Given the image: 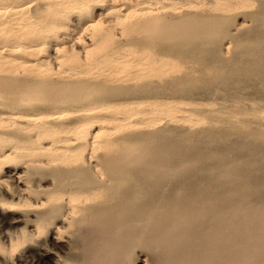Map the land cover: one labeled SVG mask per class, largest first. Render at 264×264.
<instances>
[{
	"label": "bare ground",
	"instance_id": "obj_1",
	"mask_svg": "<svg viewBox=\"0 0 264 264\" xmlns=\"http://www.w3.org/2000/svg\"><path fill=\"white\" fill-rule=\"evenodd\" d=\"M257 8L251 0H0V212L35 217L32 229L0 230V248L14 255L43 239L56 254L69 240L57 264H129L137 244L149 264H264V203L252 199L264 184L227 188L237 173L222 163L165 159L170 146L159 134L164 123L217 110V101L162 91L208 71L189 63L195 56L228 60L226 37L247 27L232 18ZM187 27L204 41L194 47L185 35L189 56L174 52L182 43L174 31Z\"/></svg>",
	"mask_w": 264,
	"mask_h": 264
},
{
	"label": "rangeland",
	"instance_id": "obj_2",
	"mask_svg": "<svg viewBox=\"0 0 264 264\" xmlns=\"http://www.w3.org/2000/svg\"><path fill=\"white\" fill-rule=\"evenodd\" d=\"M251 1L261 13L260 15H250L239 11L240 13L234 16L236 18H232L233 23L242 22L245 19L247 27L234 29L232 35L226 37L232 43L230 53L227 54L228 60L221 59L219 53L218 55L213 53L211 56L206 54L195 56L189 63L196 64L198 67L206 65L209 68L208 71H200L201 74L198 73V76L193 79L177 80L178 84L175 85L179 88L178 90L166 89L162 91L165 93L168 91L166 95H170L174 99L177 98L176 100H181V97L188 101H217L216 104L214 103L215 106H212L217 109L214 113H207L204 117L188 116L187 118H193V120H181L176 127L174 125L171 127L163 122L162 131L159 134L162 138L164 137V144L171 147L164 150L165 159L172 161L180 159L191 162V165L194 166L201 165V168L203 165L222 163L224 170L237 173L236 180L227 182V188L231 186L244 187L251 184V186L262 185L261 187H263L264 184V126L260 127L257 124L259 122L264 124V118L259 115V109H264V2L263 0ZM187 28H185L186 30L181 29V31L175 30L174 39L186 41L194 38L190 43L194 47L204 42L199 37H189L188 32L192 34L193 30L191 27ZM185 35L190 39H187ZM194 40L199 41L197 45ZM183 41L177 47L178 50L175 49L174 52L183 51L185 55L189 56L194 47L183 43ZM188 46L189 48H187ZM209 47L207 45L206 49ZM210 49L211 47L208 50ZM178 92L182 94L179 95ZM165 93H161V97L163 95L164 98L171 100L170 97L164 95ZM242 103L246 104V108L244 106L243 110L239 107ZM198 118L202 119L198 120ZM167 127H170V130L166 129ZM147 145L149 152L152 144L147 143ZM240 190L246 191V189ZM232 193L231 190H227V195ZM252 199L255 203H264V189L255 194ZM34 218L31 213H19L17 218H13L12 214L0 212V230L15 234L22 228L32 229ZM69 243V240L60 242L55 249L56 254L59 252L68 256ZM34 244L35 246H20L14 255L6 254L0 248V264H57L54 261L56 254L50 252L45 240L42 239L41 242ZM149 256L148 250L143 245L137 244L134 246V254L129 264H149ZM66 264H84V262L70 260Z\"/></svg>",
	"mask_w": 264,
	"mask_h": 264
}]
</instances>
